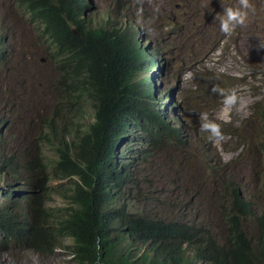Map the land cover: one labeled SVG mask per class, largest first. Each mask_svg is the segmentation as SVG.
Returning <instances> with one entry per match:
<instances>
[{
  "label": "rangeland",
  "instance_id": "1",
  "mask_svg": "<svg viewBox=\"0 0 264 264\" xmlns=\"http://www.w3.org/2000/svg\"><path fill=\"white\" fill-rule=\"evenodd\" d=\"M86 2L82 15L90 25L104 23L111 28L127 22L133 26L130 31L141 32L147 52L159 56L158 65L137 72L136 79L153 74L156 100L148 98L146 102L161 118H172L184 139L173 146L159 137L149 146V132L139 125L136 139L133 133L124 137L116 162L126 165L131 175L127 182L130 190L125 192L127 205L157 218L179 216L207 222L213 233L223 235V207L228 206L223 197L228 194H222V182L234 181L253 211L264 212V151L259 146L264 125L255 113L256 104L264 101V0H250L255 14L249 13L231 36L220 31L218 16L224 8L237 6L238 0ZM42 31V25L32 20L19 0H0V154L6 158L9 153L16 163L37 157L38 151L45 161L55 157L52 148L38 140L45 129L44 119L51 117L60 96L54 84L59 63L56 57L50 58L53 46ZM213 86L235 90L240 97L237 108L225 113L223 98L212 92ZM205 115L221 124L223 139L208 140V133L201 130ZM79 120L91 122L92 110L84 107ZM48 171L51 175L52 168ZM72 178L87 186V175ZM67 180L52 178L48 185L56 187ZM8 181L15 197L24 193L20 183ZM2 193L5 191L0 188V201L5 198ZM44 206L64 207L67 203L60 194L52 193ZM246 225L252 226L249 221ZM63 241L71 243L69 238ZM128 243L130 253L148 250L139 248L133 239ZM0 264L72 261L64 247L39 253L10 241L0 248Z\"/></svg>",
  "mask_w": 264,
  "mask_h": 264
},
{
  "label": "trees",
  "instance_id": "2",
  "mask_svg": "<svg viewBox=\"0 0 264 264\" xmlns=\"http://www.w3.org/2000/svg\"><path fill=\"white\" fill-rule=\"evenodd\" d=\"M86 3L19 0L52 43L49 56L59 63L54 84L60 96L51 117L41 119L45 129L38 134V140L54 151L52 160L45 161L39 151L37 157L17 163L9 153L6 158L0 154V188L5 191L0 201V248L10 241L39 253L64 247L72 264H264V212L253 211L234 181L222 182V194H228L223 197L228 202L223 207V235L213 233L207 222L157 218L127 205L131 175L126 165L114 161L124 137L133 133L136 139L139 125L149 132V146L159 137L173 146L184 139L180 127L165 123L151 110L146 99L155 101L156 96L133 77L145 70L146 57L139 41L129 42L134 35L131 25L92 26L82 15ZM153 55L151 63L159 60ZM260 102L255 113L264 125V101ZM84 107L92 110V121L83 124L79 119ZM259 146L264 151V140ZM80 174H88L86 187L72 178ZM52 178L68 180L49 187ZM8 179L22 185L21 196L15 197ZM52 193L60 194L67 206H44ZM65 238L71 243L65 245ZM130 239L148 250L130 253Z\"/></svg>",
  "mask_w": 264,
  "mask_h": 264
},
{
  "label": "clouds",
  "instance_id": "3",
  "mask_svg": "<svg viewBox=\"0 0 264 264\" xmlns=\"http://www.w3.org/2000/svg\"><path fill=\"white\" fill-rule=\"evenodd\" d=\"M255 11H256V9H255L254 5L252 3H250V0H238L237 6L224 8L223 14L218 16L219 21H220V31L223 34H225L226 36H231L238 25H243L246 22V20L249 17V13L255 14ZM120 26L121 25H119L118 27H120ZM114 27H116V26H114ZM131 27H133V26L131 25ZM130 32L133 33L134 35L131 36V38L129 39V42L139 41L140 47L143 48V51H144L145 57H146L145 60L142 62L143 63L142 66L145 67V70H137L135 72V74L133 75V77L136 81H138L141 85L144 86L145 90H146V87H148L146 90L147 92L155 93L156 83L154 81L153 74L149 73L146 77H142V79H148L149 80L148 83L144 82V80H143V82H141L140 81L141 79L140 80L136 79V76H137V72L152 70V68H154L158 65V63L160 62V59L159 60L155 59L154 61L151 60L152 61V63H151L150 59L154 55L153 54L150 55L147 52L146 46L143 43V37H142L141 32L138 30L130 31ZM212 92L216 93L217 95H219L223 98L222 110L225 113H231L234 108H237L238 101L240 100V97L238 96V94L235 90H226L223 88H219L218 86H213ZM162 117H163L165 123L167 121L169 125H172V121H173L172 118L166 119L165 116H162ZM201 130L208 133L207 138L209 141L223 139V131L221 128V124L217 123L214 120H209L206 115L204 116L203 122L201 123ZM0 136H1V133H0ZM118 153H119V149H118V152L116 151L117 155H118ZM117 155H116V157H118ZM114 161H116V159H114ZM124 161H126V160H124ZM81 175L82 174H80V176ZM86 175H88V174H86ZM56 248L57 247H55V249ZM61 248H63V247H61Z\"/></svg>",
  "mask_w": 264,
  "mask_h": 264
}]
</instances>
